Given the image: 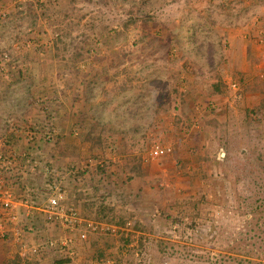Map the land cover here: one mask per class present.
<instances>
[{
  "label": "rangeland",
  "instance_id": "1",
  "mask_svg": "<svg viewBox=\"0 0 264 264\" xmlns=\"http://www.w3.org/2000/svg\"><path fill=\"white\" fill-rule=\"evenodd\" d=\"M262 21L264 0H0V146L120 193L79 212L115 231L46 221L26 242L56 246L6 264H264Z\"/></svg>",
  "mask_w": 264,
  "mask_h": 264
},
{
  "label": "built area",
  "instance_id": "2",
  "mask_svg": "<svg viewBox=\"0 0 264 264\" xmlns=\"http://www.w3.org/2000/svg\"><path fill=\"white\" fill-rule=\"evenodd\" d=\"M0 41H2L1 35ZM7 57L8 55L5 53L4 59H7ZM4 59H1L0 62H3ZM1 65L3 66L2 63H0V67ZM1 68L3 69L4 67ZM171 150L170 146H157L154 150V154L161 156L169 153ZM14 162L15 157L11 158L6 152L0 153V239L6 240L12 238L15 243L20 245V252L22 254L38 255L43 248H53L56 246V243L54 240L49 239L44 241L43 244L29 246L26 242V231L28 229H34L33 220H31L32 218L28 219V217L32 215L31 211L27 212L31 207V202L27 198L18 201L13 189L9 186L8 175L13 171L11 168ZM53 176V178L51 176L46 179L45 184L47 185L48 191L45 196L46 199L43 201V212L49 223L63 224L70 229H79V227L83 226L84 228L79 232V236L82 239H86L89 232L104 233L108 230H116L115 226H110L99 221L84 219L76 207L65 204L67 198L66 189L61 180L58 179L57 175L53 174ZM34 191L35 190L32 189L30 194L32 193L35 195ZM40 194L41 193H39L38 196H40ZM31 200L33 203L36 201L32 196ZM19 202L22 207L23 205L26 206L27 211H25V213H28L26 214V217L21 214L23 211L19 213L18 207L21 206L19 205ZM69 241H71V239H69L68 242ZM68 242L66 239L64 244Z\"/></svg>",
  "mask_w": 264,
  "mask_h": 264
},
{
  "label": "crops",
  "instance_id": "3",
  "mask_svg": "<svg viewBox=\"0 0 264 264\" xmlns=\"http://www.w3.org/2000/svg\"><path fill=\"white\" fill-rule=\"evenodd\" d=\"M261 23H264V21H262ZM246 32L247 31L244 30V33H237V34L242 35L246 39L247 38ZM231 34H232V37H234L233 38L234 40L236 38L235 36L236 31L234 30L233 33ZM249 36H253V35H248V37ZM6 150H7L6 148L0 146V153L5 152ZM29 162H31L30 165L27 164L25 161L16 162L15 160L11 168V170L13 169V171L12 173L8 175V181L10 184L9 186L13 189L18 201H20L23 198H27L31 202L30 204L31 207L28 211L26 210V206L23 205L22 207L20 202H19V205L21 206H19L18 209H19V213L23 211V213L21 214H23L24 217H26V214H28V213H25V211L27 212L31 211L32 215H30L28 219L32 218L31 220H33V223H34L33 225L35 229L37 228V226L42 227L43 224L47 223L46 222L47 220H45V213L43 212V208H44L43 201L44 199H46L45 196L48 191L47 185L45 184L46 183L45 180L47 179L46 177L48 176L49 178L50 177L49 175H52V178H53L54 177L53 174L54 172H56L55 175H57L58 179H60L61 174L58 170L59 167H56L50 170L49 168H46L45 172L47 171V173L38 175V172L36 170H34L33 168H30V167H34L35 165H33L32 161L29 160ZM101 166L102 168L99 171L100 174L97 175L98 178L105 176L103 178L104 179L107 178V181H109L110 183L111 182L115 183V181L113 180H120V179L122 180V177H120V179H117V177H119L120 175L119 173L117 172L111 173V171L107 169L108 165L106 162L101 163ZM83 170L85 171V169ZM111 170L113 171L114 169L111 168ZM71 173L72 172H70L69 174L67 173L63 175L64 185L66 186V191L68 192L69 199L67 203L69 205L76 207V209L82 215H85L87 217L90 215H94V216H97V218H102L105 216L104 214H106L107 211L114 212V214H116L119 211V209L117 211V208L119 207V205H117L116 197L120 193L110 192V190H112L113 188L109 186H104V185H102V190L99 191L98 190L99 188H96L97 184H95L97 179L90 178L88 182L85 180V182L83 181L80 183L82 179H86L88 176L91 175L89 170H86L85 171L86 174H84L83 176L81 175L78 176L76 174H71ZM76 176L78 177L77 179H76ZM94 177L96 176L94 175ZM32 189L35 190L34 192H35V195L37 196H35L32 193L30 194V191ZM121 192L124 193V190ZM39 193H41L40 196H38ZM30 195L36 199L35 203L32 202ZM11 246H15V247L17 246L14 240H12V238L6 239V240L0 239V263H3V261H6V262L9 261V259L8 260L6 259L7 258L6 253H7V250Z\"/></svg>",
  "mask_w": 264,
  "mask_h": 264
},
{
  "label": "trees",
  "instance_id": "4",
  "mask_svg": "<svg viewBox=\"0 0 264 264\" xmlns=\"http://www.w3.org/2000/svg\"><path fill=\"white\" fill-rule=\"evenodd\" d=\"M8 262H9V261H8ZM4 263H5V261H4ZM6 263H7V262H6ZM6 263H5V264H6Z\"/></svg>",
  "mask_w": 264,
  "mask_h": 264
}]
</instances>
